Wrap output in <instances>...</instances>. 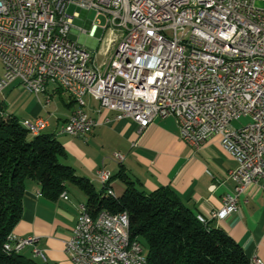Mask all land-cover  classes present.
<instances>
[{
	"label": "built area",
	"instance_id": "built-area-1",
	"mask_svg": "<svg viewBox=\"0 0 264 264\" xmlns=\"http://www.w3.org/2000/svg\"><path fill=\"white\" fill-rule=\"evenodd\" d=\"M91 10L96 18L78 32L91 40L100 28L112 35L102 62L70 36L75 18L88 21ZM0 59V91L20 79L44 105L57 89L75 100L58 135L86 137L100 123L86 111L85 94L140 131L156 117L173 116L183 140L198 149L219 135L238 162L230 171L235 189L220 208L202 213L207 222L236 212L249 186L264 190V0H0ZM242 116L252 122L233 126ZM27 121L33 135L49 127L44 117ZM113 156L123 162L126 155ZM97 174L111 182L105 164ZM38 241L13 230L4 250L32 246L46 259ZM65 244L74 264H149L141 241L131 239L126 210L94 214L81 203ZM254 264L264 262L254 255Z\"/></svg>",
	"mask_w": 264,
	"mask_h": 264
},
{
	"label": "crops",
	"instance_id": "crops-1",
	"mask_svg": "<svg viewBox=\"0 0 264 264\" xmlns=\"http://www.w3.org/2000/svg\"><path fill=\"white\" fill-rule=\"evenodd\" d=\"M86 39L89 40L87 36ZM86 39L80 35L78 40L86 46L89 44ZM4 73L0 59V77ZM61 90L53 91L52 102L44 105L43 97L38 99L24 88L20 79H14L0 91V111L21 121L48 119L49 127L45 131L55 133L66 150L62 161L71 165L78 176L89 178L96 191L103 189L104 183L97 174L102 164L111 171L109 187L115 196L124 192L125 178L135 181L146 192L170 186L197 216L220 208L224 195L235 189L230 171L238 162L222 146L220 136L211 137L198 149L183 140L173 116L156 117L140 131L135 121L116 119L115 111L102 107L91 94H85L86 111L100 123L86 137L58 135L60 126L77 107L75 100L66 91L67 96L62 95ZM56 94L60 100H56ZM116 151L125 153L123 162L114 158ZM87 199L85 191L74 181H67L65 190L52 198L42 191L37 180L27 179L23 213L14 232L39 237L36 244L44 250L46 259L34 255L32 246H26L22 253L39 264H74L65 242L76 225L79 205ZM212 224L241 244L250 259L258 255L264 262L263 189L249 186L239 196V209L226 218L215 219Z\"/></svg>",
	"mask_w": 264,
	"mask_h": 264
},
{
	"label": "trees",
	"instance_id": "trees-1",
	"mask_svg": "<svg viewBox=\"0 0 264 264\" xmlns=\"http://www.w3.org/2000/svg\"><path fill=\"white\" fill-rule=\"evenodd\" d=\"M1 113L0 264H39L22 251L4 250L23 213L27 179L37 180L52 198L65 190L67 181L76 182L94 214L103 209L128 211L131 239L141 241L149 264H251L241 244L213 221L201 222L172 187L146 192L125 178L120 196L110 191V182L98 192L89 178L78 176L62 161L67 153L55 133L43 130L33 135L23 120Z\"/></svg>",
	"mask_w": 264,
	"mask_h": 264
},
{
	"label": "rangeland",
	"instance_id": "rangeland-1",
	"mask_svg": "<svg viewBox=\"0 0 264 264\" xmlns=\"http://www.w3.org/2000/svg\"><path fill=\"white\" fill-rule=\"evenodd\" d=\"M262 3L258 2V5H261ZM75 8L71 7V11L74 12ZM87 18L89 19L88 21H86L84 19V17H76L74 20V29L71 32V38L78 40L80 38V34L78 32V27L80 26H86L88 27L90 25V20H93L96 18V11L95 10H91L89 11ZM99 21H101V24H106V18L104 16H99ZM111 34L109 32H104L102 28L99 29V31L96 33L95 35V39L94 40H87L86 36L84 34L81 35V39H86L89 44L86 45V47L96 56V60L98 62H102L106 57L104 54L105 49L108 46V40L109 38H111ZM92 44H95V46H93ZM62 91V95H64L65 97L67 96V93L64 90ZM60 95L56 94V100H60ZM3 114V113H1ZM252 122V117L251 116H242L240 119L234 120L232 122L233 126L235 127H241L244 125H247L248 123ZM40 263H42L39 260Z\"/></svg>",
	"mask_w": 264,
	"mask_h": 264
},
{
	"label": "bare ground",
	"instance_id": "bare-ground-1",
	"mask_svg": "<svg viewBox=\"0 0 264 264\" xmlns=\"http://www.w3.org/2000/svg\"><path fill=\"white\" fill-rule=\"evenodd\" d=\"M23 124H24L28 129H30L31 132L33 133V126H32L27 120L23 121ZM45 129H46V128H39V133L42 132V131L45 130ZM105 183H106V182H105ZM197 218H198L201 222H204V223L207 222L206 219H205V217H204L203 215H198ZM7 241H8V239H7ZM7 241H6V242H7ZM250 262H251V264H254V256L250 259Z\"/></svg>",
	"mask_w": 264,
	"mask_h": 264
}]
</instances>
